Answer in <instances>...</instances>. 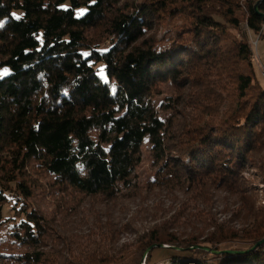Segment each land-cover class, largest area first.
Listing matches in <instances>:
<instances>
[{
	"label": "trees",
	"instance_id": "obj_1",
	"mask_svg": "<svg viewBox=\"0 0 264 264\" xmlns=\"http://www.w3.org/2000/svg\"><path fill=\"white\" fill-rule=\"evenodd\" d=\"M124 1L0 0V72L10 70L0 77V264L46 263L48 215L27 204L40 173L52 179L49 200L65 216L71 196L104 200L114 212L124 197L145 202L135 192L155 190L176 202L178 191L196 202L223 191L246 202L242 219L254 212L242 175L264 125L251 43L253 34L263 37L264 0ZM16 10L22 18L13 17ZM98 28L105 38L88 40ZM189 64L201 79L179 81ZM177 84L188 88V102L156 100L158 88ZM180 104L199 111V124L178 122ZM146 143L155 175L141 183ZM261 213L241 231L213 221L211 231L186 237L153 229L116 264L156 263L155 252L170 249L183 255L167 264H264V243L252 250L264 239ZM10 239L27 251L8 252Z\"/></svg>",
	"mask_w": 264,
	"mask_h": 264
},
{
	"label": "rangeland",
	"instance_id": "obj_2",
	"mask_svg": "<svg viewBox=\"0 0 264 264\" xmlns=\"http://www.w3.org/2000/svg\"><path fill=\"white\" fill-rule=\"evenodd\" d=\"M125 1L124 4L128 5L131 0ZM62 7H69V3H65ZM86 11L85 7L79 8L76 10V15L81 17ZM12 15L15 19H20L24 12L16 10ZM103 30V28L90 30L88 40L104 39ZM147 34L150 35V33ZM247 34L251 36L253 33L247 30ZM252 39L257 42V46L253 45L257 80L264 87V79L261 76V66H264V28L263 37L260 38V35L253 34ZM196 67L198 66L194 64L187 65L185 70H182L183 74L179 81L201 79V76L196 74L200 75L202 72L194 74ZM198 69L203 72L205 70L201 66ZM9 72L8 68H4L0 72V77ZM98 74L101 79H107L103 69H100ZM215 81L223 80L216 77ZM181 85L177 84L174 90L168 85L161 86L157 90L160 96H156V100L160 101L168 99L170 96H176L178 100L184 103L188 102V88H181ZM232 87V83H226L225 90L232 91ZM206 106H209L208 102H206ZM214 110L212 108V110H206L205 113H213ZM175 114L181 125L189 117L193 120L196 119L195 122L193 121L194 123H190L191 125L199 124L197 122L199 111L187 108L184 104H180ZM257 132L260 134V140L257 142L254 152L248 155L242 175L243 189L249 190L248 192L251 193V202L254 206V212L247 215L245 219L242 217L246 213L243 205L246 202H242L239 196L228 199L229 196H226L227 194L223 191L214 193V198L199 199L200 202L192 200L190 197L192 194H186L185 191H178V202L173 196L155 192L158 190L149 195L144 191L135 192L136 197L142 196L150 200L140 202L139 199L129 200L124 197L119 201L120 204H117L114 212L106 210L103 204L104 200L93 202L82 196H76L73 200V196H71L69 202L70 208L73 210L68 209L70 214L65 216L55 208V200H49L51 188L49 189L48 186H52V179L44 173H40L38 177L33 175L32 179L37 181V190H35V196L27 200V204L36 210L43 211V215H48L49 225L45 226L47 233L41 249L47 256L45 264H116L118 261L127 260L132 255V251L139 246L143 237L153 229L178 231L186 237L193 233L204 232L203 234H205L211 231L210 223L212 221L214 224H230L232 228L240 231L243 228H251L244 226L252 224L256 220L260 221L258 212L262 211L261 214L264 218V125L260 126ZM136 173L141 183L154 178L155 172L152 170V157L147 143L143 147V160ZM154 196L157 199L154 200ZM6 209L9 217L15 215L11 206ZM201 209L205 210L204 214L195 216L200 213ZM139 210L143 211L139 213ZM7 211L5 210V215H7ZM211 218L213 220H210ZM10 242L12 244L6 242L8 248L5 249L8 252L21 254L27 251L12 239ZM176 255L180 256L183 253L173 249L157 251L153 259L156 263L151 262V264H167L169 260L167 257ZM90 257H93L95 262L91 263Z\"/></svg>",
	"mask_w": 264,
	"mask_h": 264
},
{
	"label": "water",
	"instance_id": "obj_3",
	"mask_svg": "<svg viewBox=\"0 0 264 264\" xmlns=\"http://www.w3.org/2000/svg\"><path fill=\"white\" fill-rule=\"evenodd\" d=\"M256 9H257V7H256ZM263 243H264V239L262 241H259L258 243H256L254 245V247L252 248V250H254L255 248H257L258 246H260ZM159 247L168 248V246H166V245H160ZM196 248H199V247H196ZM203 249H205L206 251H208L212 254H223V253H225V254H231L232 255V254H238L239 253L238 251H229V250H227V251H215V250H210L207 248H203Z\"/></svg>",
	"mask_w": 264,
	"mask_h": 264
},
{
	"label": "built area",
	"instance_id": "obj_4",
	"mask_svg": "<svg viewBox=\"0 0 264 264\" xmlns=\"http://www.w3.org/2000/svg\"><path fill=\"white\" fill-rule=\"evenodd\" d=\"M251 43H252V45L257 46V42L253 41V39H251ZM254 57H255V54H254ZM261 73H262V76L264 77V66H261Z\"/></svg>",
	"mask_w": 264,
	"mask_h": 264
},
{
	"label": "bare ground",
	"instance_id": "obj_5",
	"mask_svg": "<svg viewBox=\"0 0 264 264\" xmlns=\"http://www.w3.org/2000/svg\"><path fill=\"white\" fill-rule=\"evenodd\" d=\"M263 240V239H262ZM262 240H260V241H262Z\"/></svg>",
	"mask_w": 264,
	"mask_h": 264
}]
</instances>
